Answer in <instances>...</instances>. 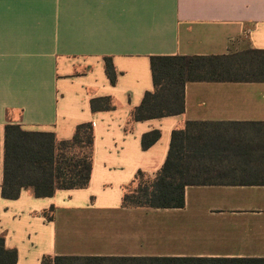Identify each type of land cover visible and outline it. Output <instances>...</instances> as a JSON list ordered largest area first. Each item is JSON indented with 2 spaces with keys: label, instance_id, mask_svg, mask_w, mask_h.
<instances>
[{
  "label": "crops",
  "instance_id": "0c3cea01",
  "mask_svg": "<svg viewBox=\"0 0 264 264\" xmlns=\"http://www.w3.org/2000/svg\"><path fill=\"white\" fill-rule=\"evenodd\" d=\"M249 49L264 50V0H0V237L17 250V264L45 256L264 258V186H189L182 209L122 207L126 186L139 171L158 173L173 131L187 122L264 123L263 82L188 83L183 115L133 122L154 90L151 58ZM106 97L115 108L93 112L92 100ZM89 122L86 189L2 197L7 125L70 140ZM152 131L161 139L143 150Z\"/></svg>",
  "mask_w": 264,
  "mask_h": 264
},
{
  "label": "trees",
  "instance_id": "16d2710c",
  "mask_svg": "<svg viewBox=\"0 0 264 264\" xmlns=\"http://www.w3.org/2000/svg\"><path fill=\"white\" fill-rule=\"evenodd\" d=\"M112 85L117 73L105 59ZM154 90L147 92L131 113L144 122L185 113V87L196 82H263L264 50L249 49L221 56H165L151 58ZM93 112L115 108L109 97L94 99ZM228 129H235L231 132ZM2 197L17 200L31 189L36 198L53 197L60 190L86 189L93 169L94 127L79 125L72 139L53 133L7 125ZM161 139L160 131L142 137L148 150ZM264 174V123L187 122L172 133L163 167L155 176L139 171L125 188L123 208L182 209L189 186H264L259 178L220 180L223 175ZM53 220V216L48 215ZM17 250L7 249L0 237V264H17ZM41 264H264V258H106L45 256Z\"/></svg>",
  "mask_w": 264,
  "mask_h": 264
},
{
  "label": "rangeland",
  "instance_id": "374dc122",
  "mask_svg": "<svg viewBox=\"0 0 264 264\" xmlns=\"http://www.w3.org/2000/svg\"><path fill=\"white\" fill-rule=\"evenodd\" d=\"M231 132H233L235 129H228ZM254 178H259V179H263L264 180V174L263 175H258V176H254V177H250L247 174H242V173H236V174H227V175H223L222 178H220V180H224V181H229V180H247V179H254Z\"/></svg>",
  "mask_w": 264,
  "mask_h": 264
}]
</instances>
